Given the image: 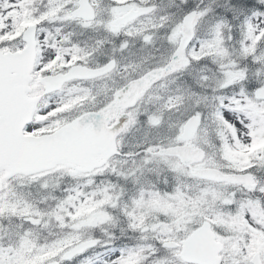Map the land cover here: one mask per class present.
Masks as SVG:
<instances>
[{"label":"snow or ice","instance_id":"1","mask_svg":"<svg viewBox=\"0 0 264 264\" xmlns=\"http://www.w3.org/2000/svg\"><path fill=\"white\" fill-rule=\"evenodd\" d=\"M0 264H264V0H0Z\"/></svg>","mask_w":264,"mask_h":264}]
</instances>
